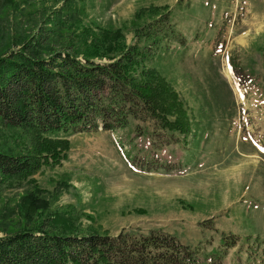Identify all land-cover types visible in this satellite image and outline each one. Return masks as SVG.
Segmentation results:
<instances>
[{
	"label": "rangeland",
	"instance_id": "obj_1",
	"mask_svg": "<svg viewBox=\"0 0 264 264\" xmlns=\"http://www.w3.org/2000/svg\"><path fill=\"white\" fill-rule=\"evenodd\" d=\"M151 5L167 8L139 24L172 10L177 38L163 42L151 65L184 97L192 132L174 140L133 119L115 131L68 134L63 165L0 187V235L67 210L83 232L162 229L202 259L226 249L224 264H264V0H91L83 20L99 34L121 28L130 44L135 12ZM24 11L18 32L1 34L0 51L30 30L38 11ZM0 127L9 134L0 132L1 147L20 145V135ZM157 164L172 169L154 171Z\"/></svg>",
	"mask_w": 264,
	"mask_h": 264
},
{
	"label": "trees",
	"instance_id": "obj_2",
	"mask_svg": "<svg viewBox=\"0 0 264 264\" xmlns=\"http://www.w3.org/2000/svg\"><path fill=\"white\" fill-rule=\"evenodd\" d=\"M89 1L54 0L38 8L36 0H0V20H12L0 22V36L13 26L18 32L27 8L38 11L30 17V30L24 34L21 28L19 39H12L15 47L0 51V122L22 139L19 146H0V187H20L43 167L63 165L69 158L68 134L115 131L133 119L152 121L154 134L162 130L174 140L192 132L184 97L151 65L163 42L177 38L172 10L140 24L146 12L167 6L137 10L127 44L121 28L99 34L84 23ZM0 132L9 136L1 127ZM171 169L157 164L153 170ZM29 210L23 213L27 221ZM236 242L225 239V246ZM226 252L202 259L162 229L83 232L67 210L47 211L34 225L25 222L0 235V264H224Z\"/></svg>",
	"mask_w": 264,
	"mask_h": 264
},
{
	"label": "bare ground",
	"instance_id": "obj_3",
	"mask_svg": "<svg viewBox=\"0 0 264 264\" xmlns=\"http://www.w3.org/2000/svg\"><path fill=\"white\" fill-rule=\"evenodd\" d=\"M230 74H232V72ZM229 77L231 78V75Z\"/></svg>",
	"mask_w": 264,
	"mask_h": 264
}]
</instances>
